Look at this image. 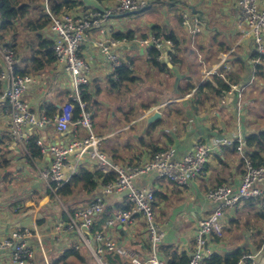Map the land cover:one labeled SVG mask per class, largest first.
<instances>
[{
	"label": "crops",
	"instance_id": "crops-1",
	"mask_svg": "<svg viewBox=\"0 0 264 264\" xmlns=\"http://www.w3.org/2000/svg\"><path fill=\"white\" fill-rule=\"evenodd\" d=\"M238 2L239 0L155 1L142 11L143 14L149 13L152 22L149 31L140 32V38L148 37L155 32H163L165 35L173 33L177 37L179 45L175 46L173 42L174 48L164 49L158 60L169 69V72L159 73V76H175V79L174 83L169 86L163 85V80H160L162 83L159 87L158 97L161 99V104L157 107L166 103L161 107L164 123L155 127L149 135H147L149 129L146 130L144 120H140L141 122L137 123V126L132 125L131 131L134 129L138 133L135 132L136 136L126 147L121 146V143L110 142L114 135H101L107 138L104 147L112 160L115 153L118 156L117 161H124V164L121 165H135L140 158L149 153L147 147L150 142L160 146L164 142L172 145L176 149V158L182 159L199 140L210 144L215 139L233 135H239L245 140L250 133L264 129V119L256 122L257 129L253 128L251 132L249 126L247 128L245 124H241L242 121L237 120L240 124L239 131L229 134L226 131L229 124L219 119V111H216L215 114L218 118L217 121L210 120L211 114L209 113L212 110L215 111L216 108L228 111L234 110L236 107L237 110L241 104V108L238 110L246 111L241 97L246 96L248 85L251 84L252 76L256 73V66L264 65L260 57H254L256 52L251 39L243 38L238 31L236 24L239 18ZM184 10L196 14L202 21L203 31L196 36L195 40H192L191 35L182 24L180 13ZM31 16L35 17L38 14L33 12ZM116 24V21L110 20L111 32L108 33L109 35L114 36L116 32L126 33L127 30ZM44 36L49 40L52 39L49 29L44 31ZM135 36V39H140L137 32ZM98 39V32L91 31L81 48L83 57L89 61L92 68V80L89 86L93 88L95 86L100 88L99 85H96L97 83L93 84L94 81L112 74L111 66L101 55L96 45ZM27 40H30L29 46L21 38L17 41L19 47L16 51V65L20 71L35 76L38 82L29 87L25 94V100L37 115H46V107L49 105H56L62 111L69 101L70 89L67 76L56 60L55 62L49 61L43 58V54L35 55L36 39L33 41L28 37ZM134 48L138 49V55L133 53ZM118 50L123 60H127L131 67L135 65L136 61L141 66L145 64L146 68L152 66L148 62L145 50L134 41L122 39ZM128 55H130V59L127 58ZM220 55H227L223 62L219 58ZM34 56H37L41 61L38 69H34L37 64ZM212 69L217 70L218 73L205 77L204 73ZM215 76L226 80H229V77L239 80V83L234 84L244 87L241 96L238 92H233L228 93L226 98H223L225 94H221L220 98L209 97V99H202L198 103L193 102L198 87L205 81H212ZM0 84L3 90L2 82ZM189 85L196 87L190 93L181 95L180 92H184ZM97 95L98 91L96 90L95 98ZM203 98H207V96L205 95ZM7 108L6 105L0 106V160H8L0 174V239L9 235L13 230L23 227H37L41 232L46 233L53 229L57 221L64 219L58 214L57 216L53 215L52 218L46 216L45 221L44 218L39 220L46 210L50 208L53 210L54 207L48 202L50 193L48 194V188L41 179L35 182L43 185L33 187V189L27 185H19V188L13 187L15 183L12 182H16L21 176L29 175L30 167L34 166L39 173V164L43 162V158L42 160L37 159L39 163L37 162L35 166L25 160L11 142V138L7 134L9 121ZM170 110L172 111L171 116L168 115ZM175 110H179V112L175 113ZM147 112L145 111L143 115ZM93 122H95L94 118ZM141 123L143 127L140 128ZM167 123L169 128L164 127ZM80 134L83 135V132L80 131ZM35 135L43 138L47 144H56L69 142L74 138L75 132L59 133L55 124H49ZM160 137L164 142L159 140ZM134 158V162L130 163V160ZM44 160L48 162V157ZM243 174L244 162L236 148L223 147L212 153L203 175L195 179L188 187L181 188L166 179H157L153 174L144 175L135 180L137 187L152 186L156 192L158 190L163 194L160 201H158L160 198L156 197L155 203V220L165 233L164 241L158 247L159 257L162 260L167 264H181L182 262L184 264V260L190 258L195 249V236L199 220L210 215L216 208L215 204L207 200L208 191L225 183L237 186ZM260 186L264 188V183ZM97 193L98 191L93 192L83 200H79L80 203L75 205L76 209L88 205ZM107 199L109 209L97 222L96 227L100 228L98 231L105 232L107 238L117 240L130 251L137 253L140 259H145L149 248V237L144 220L138 218L133 225L128 227H123L120 224L108 225L119 209L129 206V204L124 202L122 196H111ZM187 199L190 200L187 201ZM17 202L19 204L16 210H11V206ZM64 211L68 214V211L65 209ZM106 217L107 219H105ZM263 234V209L256 200L242 201L235 208L226 210L219 223V228L207 237L204 247L205 256L209 259L213 256L224 259L231 257L237 251H242L244 254L260 253L257 264H264ZM51 244L56 249L55 253H50L52 258L60 256L64 252V244L56 245L53 242ZM89 254V259H95L90 251ZM95 260L98 262L97 259ZM0 264H10L6 254L0 255ZM118 264L131 263L129 259L123 258Z\"/></svg>",
	"mask_w": 264,
	"mask_h": 264
},
{
	"label": "built area",
	"instance_id": "built-area-1",
	"mask_svg": "<svg viewBox=\"0 0 264 264\" xmlns=\"http://www.w3.org/2000/svg\"><path fill=\"white\" fill-rule=\"evenodd\" d=\"M155 1L180 0H113L106 4L102 3L105 12L95 8H78L60 15L53 13L48 1L45 0V12L51 20L49 30L54 42V56L57 64L71 80L69 101L61 114L54 119L42 114L37 115L26 102L27 90L38 80L35 76L18 73L15 49L11 45L0 43V57L3 61L0 81L4 86L0 94V106L8 107L7 134L24 159L33 164L38 162L29 151V144L31 138L47 125L55 124L59 133L75 132L74 138L66 143L47 144L41 137L36 142L43 157L38 169L40 179L47 186L49 193L57 197L58 191L83 167L117 174L114 182H109L97 190L96 197L88 205L77 209L74 214L68 212L67 218L57 221L47 235L54 244H64V252L69 249L77 251L83 247L87 248L99 264H105L103 258L105 254L118 256L121 259L127 258L131 264H167L159 257L158 252L165 233L155 221L156 190L152 186L137 187L135 180L153 174L155 178L166 179L181 188L188 187L203 175L212 153L223 147L236 148L244 162V174L237 186L225 183L208 191L207 200L215 204L216 208L210 215L199 220L195 249L186 264H209L207 261L209 258H206L204 252L206 240L219 228L226 210L235 208L242 201L256 200L264 212V188L260 186L264 183V164L254 165L245 150V140L239 135L215 139L210 144L199 140L182 159H177L176 149L166 144L160 137L159 140L164 142L163 150L146 154L132 166L113 162L103 151L107 138L96 133L93 115L89 110L88 102L83 97L85 88L91 84L92 68L89 61L83 57L81 48L87 41L88 34L96 30L99 37L96 42L99 52L111 66L112 73L115 72L123 66L125 60L118 52L121 40L108 34L111 32L110 20L115 16L142 12ZM238 7L239 18L236 23L238 31L243 38L251 39L256 53L264 55V0H239ZM180 16L184 28L191 35L192 40H195L203 31L200 17L190 13L189 10L182 11ZM1 22L0 9V24ZM134 43L145 50L148 59L153 48L160 53L166 48H174L173 41L163 32H155L148 37L135 39ZM226 57L227 55L219 56L221 62ZM217 73V70L212 69L205 72L204 76ZM243 90V86L233 84L223 98L233 92H238L241 96ZM164 105L166 103L161 107ZM161 107L147 112L141 120L155 111L162 113ZM237 108H241V104ZM46 157L48 162L44 160ZM111 196H122L129 206L120 208L108 225L120 224L128 227L138 218L144 220L149 237V248L145 259H140L137 253L130 251L117 240L107 238L105 232L94 231L99 219L109 209L107 198ZM44 238L37 227L13 230L0 239V255L6 254L10 264H33L37 252H41L45 263L53 264L58 256L52 261L48 260ZM259 255L260 253L244 254L237 264H257Z\"/></svg>",
	"mask_w": 264,
	"mask_h": 264
},
{
	"label": "trees",
	"instance_id": "trees-1",
	"mask_svg": "<svg viewBox=\"0 0 264 264\" xmlns=\"http://www.w3.org/2000/svg\"><path fill=\"white\" fill-rule=\"evenodd\" d=\"M50 6V9L56 15H60L67 11H72L74 9H85L83 2L81 0H47ZM99 2L106 4L113 0H98ZM45 0H0V9L2 11V22L0 24V43H5L11 45L15 51L19 47L18 40L19 38L23 39L24 43L29 46L28 37L36 39L34 52L35 55L43 54V58L48 59L49 61L55 62V56L53 52L54 42L50 38H46L44 36V31L49 29V25L51 20L47 13L45 12ZM35 12L38 16L32 17V13ZM136 32L130 30L128 32H116L115 37L119 40L127 39L129 41H134L136 38ZM166 37L171 39L175 46L179 45L177 37L173 33H167ZM160 51L156 48H153L150 52V58L148 62L152 65V67L158 70L159 73L169 72V69L166 65L161 64L158 60L160 58ZM254 57H260L264 62V55L256 53ZM36 58L37 64H35L34 69H38L40 67V60L37 56ZM132 65V64H131ZM20 74H26L20 71L18 68L16 69ZM3 72V61L0 57V75ZM253 76H258L264 78V65L258 64L256 66V73ZM226 80L224 78L215 76L212 81H205L201 86L196 90L193 102H200L202 99L211 98H220V95H224L231 89V85L234 83H239V80L233 79L231 77ZM109 83L114 88H119L125 82H134L137 80L133 70L128 61H125L122 67H119L115 72L110 74ZM1 83V81H0ZM196 86L189 85L184 92H180L181 95H185L186 93H190ZM98 87H86L83 93L84 99L89 104V110L94 108V103L96 102V98L94 94H96V90L99 93ZM2 92L1 84H0V94ZM207 96V98H203V96ZM161 104V101L155 99L154 102L145 106V110H150L154 106H158ZM61 110L56 105H49L46 107V115L50 119H54L55 117L61 114ZM179 110H175V113H178ZM168 115H172V111L168 112ZM94 118V117H93ZM164 123V121L159 120L154 123L147 131V135H149L150 131H152L155 127L160 126ZM40 138L38 135H34L29 144L30 153L39 160H42V154L39 146L36 144L37 140ZM169 139V137H168ZM170 140V139H169ZM245 150L248 156L251 158L255 166H260L264 164V129L256 132L250 133L246 136L245 139ZM148 152H157L163 150V146L150 142L147 147ZM148 153V154H149ZM118 156L113 154V162H117L120 164H124V161H117ZM135 160H130V163H133ZM8 161V160H7ZM6 160H2V164L5 166L7 164ZM117 178L116 173H103L98 170H93L91 168L83 167L79 170L78 174L73 176L72 180L68 182L64 187H62L57 196L61 199L65 200V210L71 214L76 212V200L74 199L75 194L78 192L86 194L85 196H89L93 192H96L103 185L114 182ZM160 191L157 190L156 197L162 198ZM63 218H67V214L64 212L62 214ZM108 217V216H107ZM107 217L105 219H107ZM103 220V219H102ZM40 224V221H39ZM100 228H94V231H98ZM88 253V249L83 247ZM82 250V248H81ZM81 250H67L63 252L60 256H58L53 264H70L71 261H81V262H89V257L86 253H82ZM244 255V252L237 251L231 257L220 258L218 256H213L210 259H207L209 264H237L240 258ZM105 264H118L120 262V257L113 256L111 254L104 255ZM189 259L184 260V264H186ZM183 263V262H182ZM181 263V264H182Z\"/></svg>",
	"mask_w": 264,
	"mask_h": 264
},
{
	"label": "rangeland",
	"instance_id": "rangeland-1",
	"mask_svg": "<svg viewBox=\"0 0 264 264\" xmlns=\"http://www.w3.org/2000/svg\"><path fill=\"white\" fill-rule=\"evenodd\" d=\"M143 13L144 12H139L136 14L115 16L112 19L117 22L119 27H122L125 30H127L126 32L130 30L136 31L137 36H139L140 38L141 35L140 32L143 33L149 31L150 24L152 22L149 13H145V14ZM133 53L135 55H138V49L134 48ZM133 53L131 52V55H133ZM127 58L130 59V55H128ZM144 65L141 66L140 64H138V61H136L135 65H133L131 69L133 70V73L135 74L137 80L134 82H125L123 83L124 85H122L119 88H114V89L111 88L113 86L109 83L110 80L108 76L107 77L104 76L103 77L104 79L101 77L97 79L96 82L95 81L93 82V84L97 83L96 85L100 86L99 93L96 97V102L94 103V108L90 109L91 113L93 112L92 114L95 121L94 122L95 131L99 135H107V134L112 136L114 135L113 138L110 140V142L113 141L115 142L114 144L121 143V146L123 147H126L127 144L132 142V139L138 133L137 130L134 129L133 131H131L132 129L131 127L132 125H136L137 123L140 124L141 122L140 120L143 117V113H145V111L147 112V110H145V105L151 104L154 101V99H160V97H158L159 87L161 86L162 83L160 80H163V85H167V86L174 83L173 81L175 79V76L173 77L169 75H167L168 77L166 75L159 76L160 74L158 70L152 68V66L146 68L144 67ZM252 78L254 79H252L251 84L248 85L249 89L247 88L246 96L243 98L241 97L243 107L244 109H246V111L244 110L239 111L238 108L236 110V107L234 110L231 109L228 111L223 108H216L215 111L212 110V112L209 113L211 114L210 120L212 119L213 121H217L218 118L215 116V114L216 111L220 112L219 113L220 115L218 116L219 119L222 120L224 123L229 124V126L226 127L227 128L226 131L229 134L239 131L240 124H238L237 120H239V122L242 121L241 124L242 125L245 124L247 128L249 126L250 127L249 131L251 132L253 128L257 129L255 127V123L260 122L262 119H264V78L258 76H252ZM67 79H68V87L70 89L71 80L68 76ZM101 83L103 84L101 85ZM155 107L157 106H154V108ZM154 108L152 107L151 109ZM240 115H241V119H240ZM236 124L238 125L236 126ZM142 125L143 124L141 123L140 128L143 127ZM167 125L168 123L165 124L164 127L169 128L170 126ZM103 151L107 153L104 146H103ZM0 165H2L0 169V174H1L3 170L2 168L5 167L2 164V160H0ZM34 165L36 166V164ZM29 170H30L29 175L25 177L21 176V178H18L16 182H12L15 183L13 187L19 188V185H27L29 188L33 189V187L36 188V186L43 185V184L41 185L39 182H37L38 183L37 185V183L35 182L36 180L40 179L39 173L37 172V168L35 169V167L33 166V168L30 167ZM85 195L86 194H84L83 192L80 194L77 192L75 194V197L76 196L77 197L74 198L77 199L76 203H80L79 200H83L84 197H86ZM49 200H48L49 204L51 206H54L53 210H51V208L46 210L39 220L44 218L45 221L46 216L50 218H52L53 215L57 216L58 214L62 216V214L65 212L64 211V209L66 208L64 204L65 200L61 199L58 196L56 197L55 195L52 194H50ZM160 200L161 198L158 199V201ZM188 200L190 199H187V201ZM18 204H19L18 202L15 203L14 205L11 206L10 209L16 210ZM49 231H47L46 233L40 231V233L45 236L43 241L44 248L48 260L52 261L53 256H51L50 253H55L56 249L54 245L51 244L50 242L51 239L47 236ZM81 252L90 255L83 248ZM88 260L89 262L72 260L70 264H98V262L95 259H88ZM34 262L33 264H46L45 259H43V255L41 254V252H37V256Z\"/></svg>",
	"mask_w": 264,
	"mask_h": 264
},
{
	"label": "water",
	"instance_id": "water-1",
	"mask_svg": "<svg viewBox=\"0 0 264 264\" xmlns=\"http://www.w3.org/2000/svg\"><path fill=\"white\" fill-rule=\"evenodd\" d=\"M86 8H95L102 12H105L103 4L98 0H81ZM164 116L160 111H155L153 114H150L144 119L145 128L148 130L154 123L159 120H163Z\"/></svg>",
	"mask_w": 264,
	"mask_h": 264
}]
</instances>
